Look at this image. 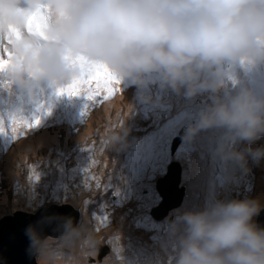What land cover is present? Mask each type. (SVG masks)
Masks as SVG:
<instances>
[{
    "label": "rangeland",
    "instance_id": "374dc122",
    "mask_svg": "<svg viewBox=\"0 0 264 264\" xmlns=\"http://www.w3.org/2000/svg\"><path fill=\"white\" fill-rule=\"evenodd\" d=\"M222 70L225 78L218 92L189 95L186 89L174 90L159 75L150 74L139 83L117 78L119 91L100 103L88 100L84 92L70 96L47 82L32 90L21 89L0 73V218L20 211L24 200L32 202L31 214L51 205L80 207L84 220L79 226L98 242L91 254L81 249L86 264H176L182 231L178 217L185 209H203L214 199H254L264 205V159L257 162L249 157L246 169L221 160L216 150L224 129L186 136L172 153V143L181 137L184 126L197 121L217 99H229L249 82L254 84L248 90L264 98V62L225 64ZM13 118L20 128L15 136ZM37 119L38 125L22 127L34 125ZM42 133H49L40 141L43 146L37 143ZM31 140L35 141L31 146L23 144ZM120 140L124 142L119 144ZM261 146L264 137L251 145ZM234 147L242 150L245 145ZM193 154H199V161ZM11 155L15 169L8 162ZM175 162L184 174L179 186L184 203L157 221L150 213L162 202L158 185ZM6 168L16 173L9 174ZM33 172L38 178H33ZM100 173L109 179L97 187ZM174 180L164 182L167 191L172 192ZM79 190L89 192L74 198ZM105 246L110 253L100 258L98 248Z\"/></svg>",
    "mask_w": 264,
    "mask_h": 264
},
{
    "label": "clouds",
    "instance_id": "9594fccd",
    "mask_svg": "<svg viewBox=\"0 0 264 264\" xmlns=\"http://www.w3.org/2000/svg\"><path fill=\"white\" fill-rule=\"evenodd\" d=\"M38 11L46 38L28 30L29 14ZM13 33L18 36L9 41ZM4 49L11 56L0 73L21 89L43 82L68 88L82 78L74 61L84 57L116 79L139 83L157 74L189 95L218 92L225 64L264 62V0H0V55ZM209 128L225 130L216 150L221 160L246 169L249 157L264 159V146L251 147L264 137V98L241 89L217 99L187 135ZM237 143L245 147L237 150ZM262 208L258 200L233 199L184 211L176 264H264ZM82 220L81 212L77 225L66 219L58 238L29 225L36 264H86L81 249L91 254L98 242L79 226Z\"/></svg>",
    "mask_w": 264,
    "mask_h": 264
},
{
    "label": "water",
    "instance_id": "95a60500",
    "mask_svg": "<svg viewBox=\"0 0 264 264\" xmlns=\"http://www.w3.org/2000/svg\"><path fill=\"white\" fill-rule=\"evenodd\" d=\"M194 123H188L177 138L172 143V153L182 145V140L186 138L187 131ZM182 168L177 162L169 166L165 179L160 180L158 191L162 198L159 206L152 209L150 215L157 221L163 220L168 213L179 208L183 203L184 192L180 189ZM174 180L172 192L166 190L164 182ZM174 191H176L174 193ZM32 202L24 200L20 211L12 215L5 216L0 220V264H36V259L29 251V239L25 235V229L29 225H34L41 231L42 235L58 238L63 231V223L66 219H71L77 225L80 219V207L78 210L71 205H51L39 210L36 214H31ZM258 225L264 226V209L259 215ZM173 223V221H170ZM100 258L106 256L110 249L108 247L98 248Z\"/></svg>",
    "mask_w": 264,
    "mask_h": 264
},
{
    "label": "snow or ice",
    "instance_id": "6c2138e0",
    "mask_svg": "<svg viewBox=\"0 0 264 264\" xmlns=\"http://www.w3.org/2000/svg\"><path fill=\"white\" fill-rule=\"evenodd\" d=\"M28 30L35 32L41 38H46L43 32V14L42 11L34 12L29 14ZM18 36V33L11 34L8 39L11 41L14 37ZM11 53L4 49L3 55H0V71H3L10 58ZM74 63L79 67L82 73V78L75 81L71 86L66 89H62V92H66L68 95H79L81 92L87 94V99L90 101H98L108 99L119 91L117 85L119 81L108 72V70L100 64L92 63L84 57H78ZM99 98V99H98ZM40 121L37 119L34 125H28L24 123L22 127H33L38 125ZM20 128H18V121L12 119V133L15 136ZM3 131L2 125H0V132ZM91 150V149H90ZM33 178H38L33 172ZM91 180H96L95 176H90ZM97 187L101 186V183L97 182ZM106 219V218H105Z\"/></svg>",
    "mask_w": 264,
    "mask_h": 264
},
{
    "label": "bare ground",
    "instance_id": "6f19581e",
    "mask_svg": "<svg viewBox=\"0 0 264 264\" xmlns=\"http://www.w3.org/2000/svg\"><path fill=\"white\" fill-rule=\"evenodd\" d=\"M106 109V108H105ZM113 109L114 108H111V107H108V110H111V111H113ZM92 132V130L91 129H89V131H88V133H91ZM49 133H42V134H40V135H38L37 136V140H38V142L37 143H39L40 141H43V140H45V138H46V136L48 135ZM123 136V135H122ZM124 137V136H123ZM155 138H153V140H154ZM124 140H125V137H124ZM124 140H120L119 141V144L121 143V142H124ZM35 141H33V140H31V142H29V143H26V142H24L23 144H25V145H28V146H31L30 144H32V143H34ZM84 143L83 142H81L80 143V145L82 146ZM25 145H23V147L25 146ZM26 147V146H25ZM20 148V147H19ZM13 156H14V154H12ZM12 155L9 157V159H8V162L10 163V165H12V166H14L13 167V169H15V164L13 163V161H15L16 159L15 158H13L12 159ZM107 155L108 156H110V154H108L107 153ZM111 157V159H112V156H110ZM103 167H104V164H103ZM102 167V168H103ZM209 167H210V165H209ZM208 167V168H209ZM7 169V171H8V168H6ZM8 173L9 174H15L16 172H15V170L14 171H8ZM100 177H101V184H103L104 182H106V181H108V179H109V177L108 176H105V175H103V173H100ZM195 181H198L197 179H195ZM208 190L209 191H211L212 189H211V186H209V188H208ZM89 191L88 190H79V191H76L75 193H73V196H74V198L75 197H81V196H83V194L85 193H88ZM80 194H82V195H80ZM187 200H188V198H186V201H185V204H186V202H187ZM185 204H184V206H185ZM8 205V204H7ZM184 206L181 208V211L183 210V208H184ZM6 208H8V206L6 207ZM189 209H185V211H188ZM86 227H84V229H85ZM168 250V249H167ZM110 264H113V263H110Z\"/></svg>",
    "mask_w": 264,
    "mask_h": 264
},
{
    "label": "trees",
    "instance_id": "16d2710c",
    "mask_svg": "<svg viewBox=\"0 0 264 264\" xmlns=\"http://www.w3.org/2000/svg\"><path fill=\"white\" fill-rule=\"evenodd\" d=\"M25 6V5H24ZM247 90H248V88H247ZM56 140H58V139H56ZM40 144L42 143V142H39ZM57 143V142H56ZM41 146H43V143L41 144Z\"/></svg>",
    "mask_w": 264,
    "mask_h": 264
}]
</instances>
